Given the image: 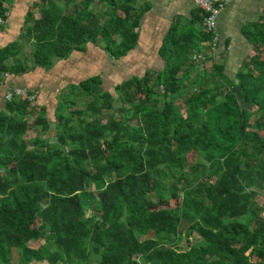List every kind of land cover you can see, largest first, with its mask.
Listing matches in <instances>:
<instances>
[{
  "label": "trees",
  "instance_id": "1",
  "mask_svg": "<svg viewBox=\"0 0 264 264\" xmlns=\"http://www.w3.org/2000/svg\"><path fill=\"white\" fill-rule=\"evenodd\" d=\"M14 2L0 0V32ZM138 2L38 0L0 48V264H264L263 24L245 29L252 56L236 80L215 63L189 89L180 72L197 38L212 45L214 35L172 26L162 69L117 83L115 94L100 74L70 83L55 125L46 108L5 102L13 77L50 71L89 46L128 56L148 12ZM218 54L220 45L205 60ZM33 128L40 134L28 140ZM91 184L98 201L87 218Z\"/></svg>",
  "mask_w": 264,
  "mask_h": 264
},
{
  "label": "crops",
  "instance_id": "2",
  "mask_svg": "<svg viewBox=\"0 0 264 264\" xmlns=\"http://www.w3.org/2000/svg\"><path fill=\"white\" fill-rule=\"evenodd\" d=\"M216 1L223 2L224 4H226V8H224L223 12L218 18V31L221 36L220 54H219L220 61L212 60L210 62H214V64L216 63L219 64L220 66H223V74L226 75V77L230 78L231 80H236L238 72L240 71L241 67L245 64V62L249 61L250 57L252 56L251 54H252L253 46L248 36H246L245 29L248 26L254 24L264 25V0H216ZM138 6H140V9L145 7V9H148V12L146 13V16L144 17L142 22V28L140 31L142 37L140 40V44L128 56L115 60L117 62L123 61V64L124 62H126L128 67L126 68L123 67L122 68L123 71L126 72L129 71V73L132 72L139 73L141 75V74H145L148 70H153L154 68H150L146 66V69L143 70L142 72L140 70V67L138 68V66H136V68L134 67L135 68L134 71H130L132 60L135 59L136 63L138 61L142 63L145 57L148 58L150 52H153L152 47L153 48L157 47V51L153 52L158 56L155 64L161 65L160 68H155V69L156 70L162 69L165 65L166 59L162 56L161 49L164 45V41L167 37V34L169 33L168 31L172 26H177L178 29L181 30L180 28L183 29L184 26L188 25L189 28L193 27L195 30L197 29L202 33L207 32L203 25V12H200L199 8L191 1L139 0ZM29 10L30 9H28L27 12ZM11 12L12 10L10 11V13ZM11 18H14V20H18V21L19 19L21 21L22 20L24 21L23 18L21 19L17 14L14 15V13L10 14L9 20ZM23 21L21 27L23 26ZM12 28L13 27L9 28V26H7L6 30L9 29L10 31H12ZM6 30L0 33H4L6 32ZM20 33L21 30L16 31L13 40H16ZM197 41H199L197 43L198 45L190 55L188 62H186L187 66H184L180 72V75H185L189 89H191L192 84H194L195 78L192 79L193 78L192 74H193V70L197 69L198 64H196V62H198V60L201 58L206 59V57H208L210 54L212 55L213 52L211 42H208L203 38L202 39L197 38ZM154 44L155 46H153ZM6 45L0 46V48L5 47ZM93 48H97V47L94 45L89 46L87 53L89 52V50ZM78 53L81 52H74L71 58H73ZM106 55L110 61L111 58L107 53ZM71 58L69 60H71ZM69 60L58 61L57 65H59V63L67 62ZM150 60L151 59H149V61H144V63H147V65L154 63ZM206 62L208 61L205 60L204 63ZM113 63L115 62H111L112 65H114ZM110 70L113 72L114 67H111ZM40 71H44V70H39L35 73H38ZM204 72L206 75L205 78H208L211 76L212 73H215L213 69L211 72L205 69ZM27 77H29V75H25L23 78H27ZM23 78H21V76H15L12 78V81L9 80V82L10 84L11 82H13L15 86H23L27 88L29 86V89L38 93L37 89L40 88L38 84L35 86L29 82H23ZM38 103H40V100L38 101ZM2 104L4 105L2 97L0 96L1 107L3 106ZM58 106H59V102H58ZM46 110H47L46 115L48 117V113H49L48 108H46ZM55 115H56V111H55ZM51 122L54 125V122L53 121ZM191 240L193 242L195 240H200V236L197 233H195L194 237L193 236L191 237ZM190 246H191L190 240H186L185 237L184 242L181 245V249L185 250L190 248ZM31 264H51V263L47 261L46 262L36 261Z\"/></svg>",
  "mask_w": 264,
  "mask_h": 264
},
{
  "label": "rangeland",
  "instance_id": "3",
  "mask_svg": "<svg viewBox=\"0 0 264 264\" xmlns=\"http://www.w3.org/2000/svg\"><path fill=\"white\" fill-rule=\"evenodd\" d=\"M37 1L38 0H15L13 4L14 7L13 9H11L12 10L11 13H14V15L17 14L22 19L25 13H27V10L31 9ZM22 21L20 19L19 21L14 20V18L8 20L9 28L10 27L13 28L12 31L8 29L6 30V32L0 33V46H4L14 41L13 40L14 34L16 31L21 30ZM204 28L206 30L205 25ZM104 46H105L104 43H100L99 47L96 46L97 48H93L89 50V52L86 54L78 53L73 58H71V60L67 62L59 63V65H57L54 69L50 71L29 73L27 74L29 75V77L27 78H23L25 75L21 76V78H23V82H29L35 86L38 84V86L40 87L39 89H37L38 99L40 100V103H38L39 101L38 100L36 105H38V109L48 108L49 120L53 121L54 125L57 121L55 111L57 109L58 102L62 100L63 94H65V92H68V90H70L71 88L70 83L77 84L81 79H86L94 74H100L104 80V88H106L112 94H115L114 88L117 83H120L126 79H130L135 74H139L133 72L129 73V71L127 72L123 71L122 70L123 67L124 68L128 67L126 62H124L123 64V61L117 62L115 60L112 61V59L109 61L106 52L103 49ZM153 46H155V44ZM152 49L153 52L157 51V47L155 48L152 47ZM153 52H150V55L148 56V58L145 57L144 61H149V59H151L150 61L154 63H151L150 65H147V63H144V61L142 63L139 61L136 63L135 62L136 60L134 59L132 60L130 71H134L136 66H138V68L140 67V70L142 72L143 70L146 69V66L154 69L160 68L161 67L160 64L158 65L155 64L158 56ZM25 53L31 56L34 53V50L33 48H29L27 51H25ZM204 59L205 58L199 59L198 62H196V64H198L197 69L193 70L192 79L195 78L194 83L196 87L204 82L206 76L204 72L205 69L211 72L214 66L213 65L214 62L209 61L204 63L205 62ZM214 60L220 61L219 54L215 57ZM111 62H115L113 63L114 65H112ZM111 67H114L113 72L110 70ZM11 84L14 85L13 82H11ZM178 103L182 104V102H178ZM80 107H83V105H81ZM38 133L40 134V129L33 128L31 132L28 134L27 139L32 140L36 138L38 136ZM52 134H56V132L53 131ZM45 136L46 137L51 136V132H46ZM83 200L86 202L85 217L91 218L95 216L93 212V208L96 205V202L98 201V192L95 184H91V186L87 187V191L83 193ZM43 243H45V241H43Z\"/></svg>",
  "mask_w": 264,
  "mask_h": 264
},
{
  "label": "built area",
  "instance_id": "4",
  "mask_svg": "<svg viewBox=\"0 0 264 264\" xmlns=\"http://www.w3.org/2000/svg\"><path fill=\"white\" fill-rule=\"evenodd\" d=\"M193 2L197 7L201 9L204 17V25L206 27L207 32L213 33L214 40L212 42V48L214 54H217L219 50V45L221 42V37L218 31V18L223 12L224 8H226V4L223 2H219L216 0H188ZM3 22L0 20V24ZM8 75H5L7 78ZM3 86V85H2ZM5 94V102L10 103L14 97L18 99L20 102H27L30 105H36L38 101V93L35 91H30L27 87H15V86H6L4 87ZM143 260L140 259V263ZM138 264V263H135Z\"/></svg>",
  "mask_w": 264,
  "mask_h": 264
},
{
  "label": "water",
  "instance_id": "5",
  "mask_svg": "<svg viewBox=\"0 0 264 264\" xmlns=\"http://www.w3.org/2000/svg\"><path fill=\"white\" fill-rule=\"evenodd\" d=\"M234 91L238 94L240 103L242 104L243 108L248 109L249 111H252L253 107L251 105H249L246 101H244V97H243L241 88L236 87L234 89ZM113 106L115 109H119L121 112L126 111V109L123 108V102H121V101L114 102ZM57 141H59L58 137H54L52 139V142H57ZM256 190H258L264 194V189L256 188Z\"/></svg>",
  "mask_w": 264,
  "mask_h": 264
}]
</instances>
